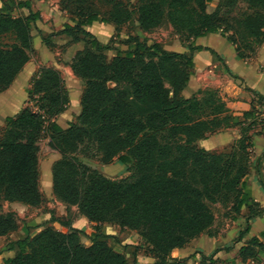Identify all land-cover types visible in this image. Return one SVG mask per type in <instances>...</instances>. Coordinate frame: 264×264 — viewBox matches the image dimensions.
I'll return each mask as SVG.
<instances>
[{
  "label": "trees",
  "instance_id": "obj_1",
  "mask_svg": "<svg viewBox=\"0 0 264 264\" xmlns=\"http://www.w3.org/2000/svg\"><path fill=\"white\" fill-rule=\"evenodd\" d=\"M39 1H0V38L11 37L0 43V93L28 63L33 29L46 47L52 46V37L67 35L80 45L70 64L84 85L80 113L65 129L56 123L69 106L68 92L57 69L40 68L26 90L28 105L6 118L0 137V197L32 209L41 207L45 198L40 156L57 154L60 159L51 167L54 198L66 207L68 216L76 208L94 226L90 244L84 245L80 231L57 219L67 232L48 226L8 244L6 249L15 248L16 254L3 264H131L101 238L104 224L133 232L155 256L154 264H180L168 261L171 253L201 234L209 235L215 220L211 206L231 196L230 214L247 209L246 225L236 240L242 241L251 230L250 221L264 213L245 186L253 147L246 132L257 125V110L229 113L215 92H205L204 98L197 93L183 98L181 93L193 75L195 54L204 49L195 45L198 39L220 33L240 60L255 56L264 43V0H219L212 13L206 12L212 0H136L134 9L122 0H102L110 6L102 14L94 0H60V10L74 25L65 24L47 35L36 28L40 15L31 9ZM240 3L246 11L229 16ZM14 9L26 14L14 15ZM131 21L143 33L170 25L176 35L191 42L177 53L132 38L133 47L129 43L127 50H116L108 61L104 53L109 46L84 29L101 23L118 31ZM78 33L83 38H77ZM205 50L223 61L213 50ZM255 97L264 104L263 96ZM232 128L240 131L238 152L214 153L197 146L217 131ZM79 156L94 157L104 166L117 160L131 173L112 180ZM19 224L16 213L0 214V237L17 231ZM218 253L200 254L197 261L217 264ZM238 255L243 264L264 257V231ZM189 259L196 261V254Z\"/></svg>",
  "mask_w": 264,
  "mask_h": 264
},
{
  "label": "crops",
  "instance_id": "obj_2",
  "mask_svg": "<svg viewBox=\"0 0 264 264\" xmlns=\"http://www.w3.org/2000/svg\"><path fill=\"white\" fill-rule=\"evenodd\" d=\"M59 1L60 0H41L38 3L31 5L32 11L38 12L40 15V21L36 23V28L41 30L46 35L62 30L65 24H69L71 26L74 25V23L70 20V17L65 12L60 10ZM13 13L14 15L23 16L26 14V11L22 9H14ZM136 26L137 28L134 29L139 30L137 23ZM123 27L124 26L121 28ZM84 29L93 34L101 44L109 42V39L112 37L114 32H117L116 27L112 24L93 23L91 26L85 27ZM31 35L32 52L29 55L28 63L16 76L13 83L5 91L0 93V127L5 125L6 118L14 117L28 105L26 90L30 88L32 79L38 74L40 68L49 67L57 69L64 75L62 77L65 82L70 103L66 111L57 116L55 121L61 128L65 129L68 127L70 122H75V117L80 113V99L84 90L83 82L73 75L70 67L67 65L68 62H71V59L78 50H74L73 52L69 50L67 43H69L71 38L67 35L52 37L51 47H46L43 44L41 36L38 35L35 29L32 30ZM131 35L128 34L126 39H130L129 37H131ZM195 45L201 46L204 49L197 52L194 56V73L191 76L187 87L182 91L181 97L189 98L199 90L207 87L206 84H204L207 79L209 81H214L211 80V78L205 79L202 77L206 70L212 67H217V64L213 61V57H216L209 51L205 50L208 48L216 52V54L223 60H217L219 62L218 64L222 66L220 76H226L229 74H231L229 75L230 77L237 76L239 79L235 80L231 77L232 80L239 82V85L244 84L248 87V89H250V91H248L244 88H240L232 80H224L221 82L222 84L212 85L214 88H220L222 100L224 101L229 113L247 112L251 110L252 107L256 110L258 109L259 111L264 112V104L258 103L257 105L254 103V98H252V94L250 93L252 91L264 97V43L257 49L255 56L245 61H242L237 57L234 47L228 43L220 33L208 34L207 36L198 39L195 42ZM116 50L123 51L122 48H118L117 46H113L112 51H106L107 53L113 52L110 57L107 55L108 61H111V59L115 56ZM210 73H213L211 69L207 72V74ZM258 132L259 131L255 130V133ZM238 139H240L239 129L232 128L227 129L224 132L214 133L206 139L198 141L197 146L210 152H224V149L227 146L233 144ZM252 141L253 147L250 149L252 168L245 179V186L252 200L259 204L261 209H264V189L262 187V185H264V134L258 133L257 135H254ZM58 159H60L59 155L50 154V158H48V160L51 161L48 163L47 167H45L47 173L49 170L51 171L52 164ZM43 169L44 167L42 166L40 168L41 185H43ZM48 181L49 184L46 191H51L52 193V188L50 190V178H48ZM3 202L14 207L20 205L23 211H27L26 209L28 208L22 204L8 203L4 200ZM60 205V211L58 213L59 216H56V218L62 220V216L66 215V207L61 203ZM229 210L230 208H228V211ZM72 211L78 214L76 208H72ZM78 215V220L71 224L72 229L79 230L77 226L79 221L83 224V227L89 228L90 226H94L86 218L80 214ZM246 215V208L241 210L240 215H235L234 213L230 214L229 212L225 217H223V219H221V222L218 223V225L216 216L214 215L215 220L209 229L210 234H201L190 241L184 248L174 250L168 261H178L181 262L180 264H197L198 262H194L195 260L189 259V257L196 254L197 261L200 254L210 256L215 251H219L215 258L221 260L224 264H243L241 263L238 255L239 249L251 238L258 236L260 232L264 231V213H262L260 216L250 221L249 224L251 226V230L243 237L242 241H234L233 239L238 237V234L246 225ZM222 221H224L225 224H223ZM104 225L113 227V231L114 227L118 228L119 231H122L118 226L110 224ZM28 226H35L37 228L28 229ZM28 226L21 228V230L18 228L19 232L22 234V236L18 238H13L18 235V230L4 237H0V264H3L4 261L13 258L16 254L15 248L11 250L6 249L8 244L22 240L27 235L33 237L45 227H48L47 225L40 226L37 223H32ZM59 231L67 232L68 229ZM225 248H229V250L225 251ZM137 259L138 264H150L147 260H141L139 255L137 256Z\"/></svg>",
  "mask_w": 264,
  "mask_h": 264
},
{
  "label": "rangeland",
  "instance_id": "obj_3",
  "mask_svg": "<svg viewBox=\"0 0 264 264\" xmlns=\"http://www.w3.org/2000/svg\"><path fill=\"white\" fill-rule=\"evenodd\" d=\"M1 2H7V0H0ZM125 4H129L131 9L135 8L136 5V0H122ZM133 3H132V2ZM219 0H212L211 3H209L206 7V12L207 13H212L214 12V10L216 9L217 5H218ZM94 4L96 5V8L99 9L100 13L102 14L103 12H106L107 10L110 9V6L103 2L102 0H94ZM247 9V6L243 3H240L239 5H237L230 13L229 16H240L242 13H244ZM16 14V13H15ZM137 28L135 21H131L130 23H128V25L124 26L123 28H119L117 32H114V34L112 35V37L109 39V42L105 43L104 45L109 46L110 50H113V46H117L118 48H122L123 50H127L129 47V43H130V47H133V42L131 41L132 38H137L139 40H146L147 44H151V43H158L160 44V46L168 51V52H177V53H182L185 50H187V46L189 44L190 41H188L185 37H180L178 35L175 34L173 28L170 25H165L162 28L156 29L154 31L148 32V33H143L142 31L138 30V29H134ZM131 35V37H129V41L128 39H126L127 35ZM77 38H83L81 33L77 34ZM11 37L9 36H5L0 38V43H7L10 42ZM128 43V44H127ZM67 45L69 46V50L71 52H73L74 50H78L80 49V45H77V43L73 42L72 39L69 41V43H67ZM124 47V48H123ZM109 51V50H108ZM105 56L108 55V57H110L113 52H105L104 53ZM107 57V60H108ZM61 58V57H60ZM72 60V59H71ZM61 61V59H60ZM213 61L217 64V67H212L210 68L213 73L207 74L208 71H210V69L206 70V72L204 73V75L202 76L203 78H211V80L214 81H209L208 79L206 80V86L205 88L199 90L198 92H196L195 94L198 97L204 98V94L207 91H211V92H215L217 94V96L222 100L221 97V90L220 88H214L212 87V85L214 84H222L221 82L224 80H232L231 77L234 78V76H220V71H222V66L220 64H218L219 62L217 61L216 58L213 57ZM71 62H68L67 65L70 67ZM194 73V70H193ZM62 76L63 73H61ZM210 76V77H208ZM236 80V78H234ZM235 80H232L237 86H239L240 88H244L248 91H250V89H248V87L244 84H240L239 82H236ZM213 83V84H212ZM109 87L113 88L114 84L109 83ZM199 93V94H198ZM252 94V98H254V103H256L258 105L259 101L257 99H255V94L256 93H252V91L250 92ZM223 101V100H222ZM224 102V101H223ZM30 106V105H29ZM34 110H36V108H33ZM258 110V109H257ZM257 125L254 127V129H252L251 131L246 132L247 136H253L257 135L258 133L260 134H264V112L262 111H257ZM1 117V116H0ZM5 125L0 127V137L2 135L3 129H4ZM247 128V127H245ZM227 129H223V130H219L216 133H220V132H224ZM255 130L259 131L258 133H255ZM238 142L239 139L237 141H235L233 144L227 146L224 149V152L220 151V152H214V153H224V154H230L232 151H237L238 148ZM238 152V151H237ZM240 154V152L238 153ZM89 155V154H88ZM241 156L238 155L237 159L240 158ZM48 158H50V154H43L40 156V168L43 166L44 167V176H43V185H41V189L42 192L44 194V198H45V202L44 204L36 209H32V208H27V211H23L22 207L20 205L18 206H12L10 204H7L5 202H3V200L0 198V214H6L8 212H14L17 214V219L19 221V229L21 230V228H25L28 225H31L32 223H37L40 226H51L55 229H59V230H66L67 228L63 227L62 225H60V223H58L57 220L58 218H56V216H59L58 213L60 211V203H58L53 194L50 192H47L46 189H48V178H50V190L52 188V177H51V171L49 170V172H46L45 167H47L48 163L51 160H48ZM249 159H250V169L252 168L251 166V153H249ZM79 160L86 164L87 166L91 167L92 169L97 170L99 173H101L103 176L112 179V180H120V179H124L127 178L130 173L131 170L127 171L125 166L121 165L119 162H117V160H115L112 164L108 165V166H104L98 163V160L94 157H84V156H79ZM49 174V175H48ZM49 176V177H48ZM233 202V197L231 196L230 199H228L225 203H217L215 205L211 206V210L214 213V215L216 216V221H217V225L218 223L221 222V219H223V217H225L229 211L228 208L231 207V204ZM79 215L77 213H74L73 211H71L70 215L68 216V214L66 213V215L62 216V220L63 221H69L71 224L73 222H75L76 220H78ZM60 220V219H58ZM223 224L224 221H222ZM222 225V224H221ZM219 225V226H221ZM78 226V231H80L81 236V242L84 245H89L90 244V235L93 233V227H83V224L79 221L77 223ZM18 229V232H19ZM113 227H109V226H105L102 225L100 227V231L99 233L101 234V238L104 239V241L115 251H118L120 253H122L127 259L128 261L133 264H138V259L137 256L139 255L141 260H147L149 261L150 264H154L157 260L155 258V256L148 250V247H146V245L131 231L128 230H123V231H119L118 228L114 227V231L112 230ZM22 236V234L19 232L18 235L16 237L13 238H18ZM100 238V239H101ZM234 241L237 240L233 239ZM237 242V241H236ZM200 259V256L199 258ZM194 262H198V261H194ZM196 264V263H194ZM199 264V262L197 263ZM217 264H224V262H222L221 260L217 261ZM247 264H264V257L258 256L257 260L254 262H249Z\"/></svg>",
  "mask_w": 264,
  "mask_h": 264
}]
</instances>
